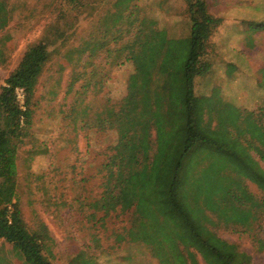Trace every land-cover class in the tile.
<instances>
[{
  "label": "rangeland",
  "instance_id": "rangeland-1",
  "mask_svg": "<svg viewBox=\"0 0 264 264\" xmlns=\"http://www.w3.org/2000/svg\"><path fill=\"white\" fill-rule=\"evenodd\" d=\"M84 1L73 8L65 0H11L14 17L0 31L10 48L8 61L0 63V91L30 45L46 41L51 50L34 96L33 122L18 150L17 192L25 222L54 240L53 264H73L80 251L98 264H207L173 224L151 221L132 236L133 209L106 215L103 208L120 138L106 112L120 114L124 108L142 134L155 136L160 85L182 74L189 53L187 1ZM208 2L224 21L210 40L212 70L197 78L196 93L217 88L227 103L258 112L264 107V31L252 32L256 25L250 21L264 19V0ZM128 5L134 16L149 17L151 27L134 59L125 55L131 50L128 37L115 38L114 15L120 8L128 15ZM117 25L132 22L124 18ZM132 75L139 85L147 84L129 95ZM246 186L261 195L253 182ZM136 192L135 199L154 213L152 189ZM215 230L250 254L253 264H264V216L254 230L223 220ZM0 258L2 264H26L3 238Z\"/></svg>",
  "mask_w": 264,
  "mask_h": 264
},
{
  "label": "trees",
  "instance_id": "trees-1",
  "mask_svg": "<svg viewBox=\"0 0 264 264\" xmlns=\"http://www.w3.org/2000/svg\"><path fill=\"white\" fill-rule=\"evenodd\" d=\"M186 1L191 21L189 53L182 74L160 85L155 136L150 132L142 134L124 108L120 114L106 112V121L113 123L120 138L109 163L111 182L103 208L106 215L119 208L133 209L129 231L132 236L151 221H165L182 233L207 264H253L250 254L221 237L215 228L223 220L254 230L264 216V107L257 112L229 104L217 88L209 94L196 93L197 78L206 77L212 70L210 40L224 19L211 11L208 0ZM65 3L73 8L85 5L84 0ZM123 10L120 8L114 15L115 38L128 37L131 50L125 55L134 59V53L149 41L150 20L134 16L135 10L131 9L123 15ZM13 17L11 0H0V31ZM124 18L131 19L132 25H117ZM250 22L256 25L252 32L264 31V19ZM9 50L7 38H0L1 64L8 61ZM50 58L46 41L30 45L0 91V238L11 243L26 264H53L50 256L54 240L31 231L17 192L18 150L32 125L34 96ZM146 84L139 85L132 75L129 95ZM18 89L25 93L24 103ZM247 180L257 185L259 197L248 189ZM142 187L152 189L155 214L147 208L148 203L135 199L136 191ZM73 264L98 262L80 251Z\"/></svg>",
  "mask_w": 264,
  "mask_h": 264
},
{
  "label": "built area",
  "instance_id": "built-area-1",
  "mask_svg": "<svg viewBox=\"0 0 264 264\" xmlns=\"http://www.w3.org/2000/svg\"><path fill=\"white\" fill-rule=\"evenodd\" d=\"M18 96H19V99L21 100V103H24L25 93L22 89H18ZM9 211L12 212V206L11 205L9 206Z\"/></svg>",
  "mask_w": 264,
  "mask_h": 264
}]
</instances>
